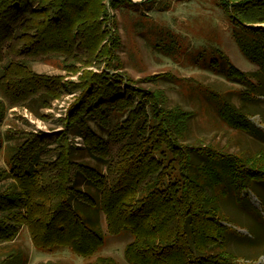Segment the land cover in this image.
Masks as SVG:
<instances>
[{"label": "trees", "instance_id": "obj_1", "mask_svg": "<svg viewBox=\"0 0 264 264\" xmlns=\"http://www.w3.org/2000/svg\"><path fill=\"white\" fill-rule=\"evenodd\" d=\"M107 1L0 0V126L9 106L40 115L54 98L78 92L60 131L0 130L6 162L0 181L10 179L0 190V264H26L22 250L11 247L24 225L43 249L65 243L91 256L104 237L99 210L110 232L132 235L125 248L131 264H235L218 193L251 208L242 193L264 179V153L223 154L213 143H186L189 112L167 106L162 90L143 88L119 71L120 37L105 25ZM220 3L240 50L258 69L239 70L223 55L218 65L255 95L264 84V0ZM168 34L161 50L175 56L178 43ZM39 60H56L78 79L39 73L33 67ZM94 63L101 70L90 69ZM216 101L224 121L231 115L236 129L264 138L249 111ZM71 136L82 141L73 146ZM194 154L203 161L195 163ZM100 264L117 263L102 257Z\"/></svg>", "mask_w": 264, "mask_h": 264}, {"label": "rangeland", "instance_id": "obj_2", "mask_svg": "<svg viewBox=\"0 0 264 264\" xmlns=\"http://www.w3.org/2000/svg\"><path fill=\"white\" fill-rule=\"evenodd\" d=\"M117 1L110 5L105 2V25L111 37H120L116 53L123 66L119 71L143 88L162 90L167 96V106L176 105L189 112L184 141L189 145L213 143L223 154L264 153V138L236 129L231 124V115L226 122L218 112L216 100L225 99L234 109L249 111L250 120L264 133V84L255 95L246 94V85L228 78L222 66L218 65L223 55L239 70L250 73L258 69L256 63L240 50L234 36L235 27L220 0H155L159 4H153V0H121L123 4L116 6ZM167 2L169 6L164 8L162 5ZM168 31L175 35L178 43L175 56L161 50V44L169 43L172 38ZM57 62L39 60L33 63V67L39 73L78 79V73L67 74ZM101 67L103 65L99 67L94 63L90 69L98 71ZM77 95V91H69L54 98L49 105L40 109V115L34 114L25 105L9 106L0 130L37 134L60 131L63 128L61 119L66 117ZM81 141L80 137L70 138L73 146ZM75 158L92 163L90 158L83 155H75ZM203 158L194 154L195 163L202 162ZM5 165L2 148L0 166ZM9 173H12L10 169ZM9 181V178L0 181V190ZM219 188L229 189L221 184ZM220 191L218 203L227 215L223 223L229 226L225 245L233 255L232 262L264 264V179H255L250 189L243 190L242 197L251 205L249 209L238 204L234 194L225 195ZM98 214L104 237L98 249L87 258L75 253L65 243H58L60 246L49 249L35 245L26 225L11 241V247L22 250L24 259L27 258L26 264L41 261H51L52 264H100L102 257L112 258L117 264H131L125 257V248L132 235L129 231L110 232L103 213L99 210Z\"/></svg>", "mask_w": 264, "mask_h": 264}, {"label": "built area", "instance_id": "obj_3", "mask_svg": "<svg viewBox=\"0 0 264 264\" xmlns=\"http://www.w3.org/2000/svg\"><path fill=\"white\" fill-rule=\"evenodd\" d=\"M110 3H111V2L108 0V1H107V4L110 5Z\"/></svg>", "mask_w": 264, "mask_h": 264}]
</instances>
